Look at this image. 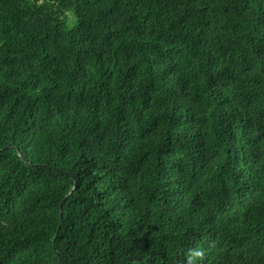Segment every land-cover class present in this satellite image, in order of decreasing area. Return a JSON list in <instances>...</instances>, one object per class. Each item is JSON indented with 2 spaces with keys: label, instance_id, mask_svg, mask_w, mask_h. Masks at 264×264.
Masks as SVG:
<instances>
[{
  "label": "trees",
  "instance_id": "obj_1",
  "mask_svg": "<svg viewBox=\"0 0 264 264\" xmlns=\"http://www.w3.org/2000/svg\"><path fill=\"white\" fill-rule=\"evenodd\" d=\"M196 248L264 264V0H0V264Z\"/></svg>",
  "mask_w": 264,
  "mask_h": 264
},
{
  "label": "clouds",
  "instance_id": "obj_2",
  "mask_svg": "<svg viewBox=\"0 0 264 264\" xmlns=\"http://www.w3.org/2000/svg\"><path fill=\"white\" fill-rule=\"evenodd\" d=\"M205 257L206 251L203 248L191 249L182 264H196L197 261H203Z\"/></svg>",
  "mask_w": 264,
  "mask_h": 264
},
{
  "label": "water",
  "instance_id": "obj_3",
  "mask_svg": "<svg viewBox=\"0 0 264 264\" xmlns=\"http://www.w3.org/2000/svg\"><path fill=\"white\" fill-rule=\"evenodd\" d=\"M5 149H9V147H7ZM5 149H3V150H5ZM63 202H64V200L61 201V204H63ZM61 216H62V212L60 211V218H61Z\"/></svg>",
  "mask_w": 264,
  "mask_h": 264
}]
</instances>
